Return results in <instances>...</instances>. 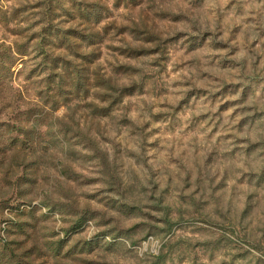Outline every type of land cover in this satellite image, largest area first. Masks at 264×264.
Listing matches in <instances>:
<instances>
[{
    "label": "rangeland",
    "instance_id": "1",
    "mask_svg": "<svg viewBox=\"0 0 264 264\" xmlns=\"http://www.w3.org/2000/svg\"><path fill=\"white\" fill-rule=\"evenodd\" d=\"M0 264H264V0H0Z\"/></svg>",
    "mask_w": 264,
    "mask_h": 264
},
{
    "label": "trees",
    "instance_id": "2",
    "mask_svg": "<svg viewBox=\"0 0 264 264\" xmlns=\"http://www.w3.org/2000/svg\"><path fill=\"white\" fill-rule=\"evenodd\" d=\"M114 26V24H112ZM109 27H111V25H107L106 29H109ZM135 27H138L137 24H135ZM40 41L37 43L36 46H38L40 48V52L41 54V61L40 64H38L40 66V68L43 70V72L45 71V80L48 83V90L50 92H52V83L56 82V84L58 85V89L61 93H63L64 95H66V97H69V91L68 89H66L65 87V82H66V72H65V66L67 65L66 62H68V60L66 59L67 53L64 52L61 54L63 60V68H60V59L59 56L54 55V53L52 52V55L49 53L48 50V46L45 44L44 42V36L42 35L40 37ZM18 53L20 52L19 50L17 51ZM27 52V51H24ZM7 53H9L10 55L12 54L11 52V48H9V52L7 51ZM28 54V53H27ZM24 55V54H21ZM31 54H29L30 56ZM13 56V54H12ZM61 62V63H62ZM91 62H89V64H91ZM70 64V63H69ZM43 67H47V69L43 68ZM64 69V71H63ZM89 70V68H88ZM73 78L71 79L72 85L75 86V93L74 94H80L81 90H86V89H90L91 88V82L93 81V78L96 77V74H84L83 72L80 71V69L76 66L73 67ZM50 88V89H49ZM39 94L42 95L43 92L39 91ZM54 96V95H53ZM111 96V95H110Z\"/></svg>",
    "mask_w": 264,
    "mask_h": 264
}]
</instances>
